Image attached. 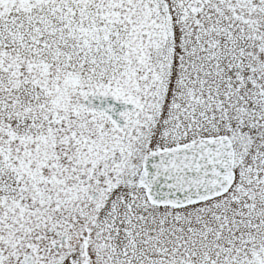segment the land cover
Returning <instances> with one entry per match:
<instances>
[{
    "label": "snow or ice",
    "instance_id": "snow-or-ice-1",
    "mask_svg": "<svg viewBox=\"0 0 264 264\" xmlns=\"http://www.w3.org/2000/svg\"><path fill=\"white\" fill-rule=\"evenodd\" d=\"M0 264H264V0H0Z\"/></svg>",
    "mask_w": 264,
    "mask_h": 264
}]
</instances>
